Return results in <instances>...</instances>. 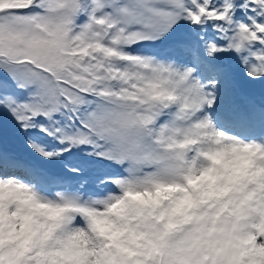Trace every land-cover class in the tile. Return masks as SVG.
Instances as JSON below:
<instances>
[{"label": "snow or ice", "instance_id": "obj_1", "mask_svg": "<svg viewBox=\"0 0 264 264\" xmlns=\"http://www.w3.org/2000/svg\"><path fill=\"white\" fill-rule=\"evenodd\" d=\"M0 264H264V0H0Z\"/></svg>", "mask_w": 264, "mask_h": 264}]
</instances>
